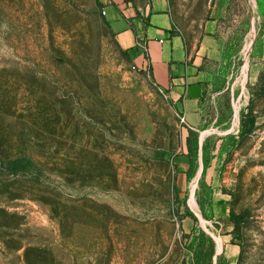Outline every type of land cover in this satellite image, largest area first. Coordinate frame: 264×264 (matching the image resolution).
Segmentation results:
<instances>
[{"label":"rangeland","instance_id":"374dc122","mask_svg":"<svg viewBox=\"0 0 264 264\" xmlns=\"http://www.w3.org/2000/svg\"><path fill=\"white\" fill-rule=\"evenodd\" d=\"M170 2L194 35L224 11L227 85L199 132L96 0H0V264H226L229 229L236 264H264V55L249 0Z\"/></svg>","mask_w":264,"mask_h":264},{"label":"crops","instance_id":"0c3cea01","mask_svg":"<svg viewBox=\"0 0 264 264\" xmlns=\"http://www.w3.org/2000/svg\"><path fill=\"white\" fill-rule=\"evenodd\" d=\"M96 4L120 49L131 57L134 53L133 62L148 68L154 84L167 94L186 127L201 131L205 103L226 89L231 61L223 33L220 34L222 23L218 18L224 15L220 5L212 7L209 18L194 35L176 23L170 0H96ZM249 4L250 24L262 48L256 54L264 55V0H249ZM138 42L144 48L138 47ZM205 134L201 133L200 149ZM218 143L219 148L221 141ZM221 210L225 217L227 210ZM231 231L228 230L227 239L221 240L230 242L225 248L226 264H236L239 257V247L231 244Z\"/></svg>","mask_w":264,"mask_h":264},{"label":"trees","instance_id":"16d2710c","mask_svg":"<svg viewBox=\"0 0 264 264\" xmlns=\"http://www.w3.org/2000/svg\"><path fill=\"white\" fill-rule=\"evenodd\" d=\"M123 52L125 54L128 53L127 51H123ZM263 78H264V75H260L259 76V81L261 79H263ZM258 91H259L258 93L260 95H262V96L264 95V83L258 88ZM247 110H248V112L245 115H242L240 117V126L242 128V131H241V134L240 135H241V138L242 139L245 136H248L251 133L252 126H253V123H254V118H253L252 113H251V105L250 104L248 105ZM240 142H241V139H240ZM20 163H21V161H16L15 162V168H14L15 170L21 168V165L17 166ZM230 219L235 223V225H236L235 229H237V223L235 221V216L231 212H230ZM231 233H233V232L231 231Z\"/></svg>","mask_w":264,"mask_h":264},{"label":"built area","instance_id":"2783aa9c","mask_svg":"<svg viewBox=\"0 0 264 264\" xmlns=\"http://www.w3.org/2000/svg\"><path fill=\"white\" fill-rule=\"evenodd\" d=\"M103 14H104V13H103V11H102V15H103ZM137 45H138V47L144 48V45H143L142 43H140V42H138ZM181 120H182V119H181Z\"/></svg>","mask_w":264,"mask_h":264}]
</instances>
